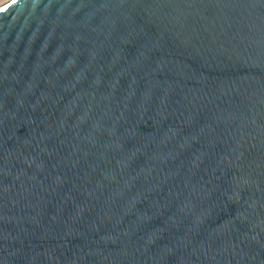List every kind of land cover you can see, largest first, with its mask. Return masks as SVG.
I'll return each mask as SVG.
<instances>
[{
	"label": "water",
	"instance_id": "obj_1",
	"mask_svg": "<svg viewBox=\"0 0 264 264\" xmlns=\"http://www.w3.org/2000/svg\"><path fill=\"white\" fill-rule=\"evenodd\" d=\"M0 264H264V0L0 3Z\"/></svg>",
	"mask_w": 264,
	"mask_h": 264
},
{
	"label": "bare ground",
	"instance_id": "obj_2",
	"mask_svg": "<svg viewBox=\"0 0 264 264\" xmlns=\"http://www.w3.org/2000/svg\"><path fill=\"white\" fill-rule=\"evenodd\" d=\"M4 1H6V0H4ZM4 1H1L0 3L4 2Z\"/></svg>",
	"mask_w": 264,
	"mask_h": 264
},
{
	"label": "rangeland",
	"instance_id": "obj_3",
	"mask_svg": "<svg viewBox=\"0 0 264 264\" xmlns=\"http://www.w3.org/2000/svg\"><path fill=\"white\" fill-rule=\"evenodd\" d=\"M1 1H4V0H0V2H1Z\"/></svg>",
	"mask_w": 264,
	"mask_h": 264
}]
</instances>
